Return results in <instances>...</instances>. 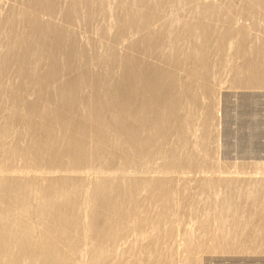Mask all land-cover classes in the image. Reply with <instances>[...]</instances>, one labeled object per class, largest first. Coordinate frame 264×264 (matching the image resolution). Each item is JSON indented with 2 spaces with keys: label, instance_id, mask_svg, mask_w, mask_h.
Returning <instances> with one entry per match:
<instances>
[{
  "label": "rangeland",
  "instance_id": "1",
  "mask_svg": "<svg viewBox=\"0 0 264 264\" xmlns=\"http://www.w3.org/2000/svg\"><path fill=\"white\" fill-rule=\"evenodd\" d=\"M241 1L234 0L235 7ZM193 6L197 4L150 13L158 20L184 23ZM227 14L233 23L244 24L236 12ZM140 33L113 43L118 54L140 56L129 47ZM90 38L102 40L94 33ZM143 59L152 66L166 64ZM13 61L5 63L7 77L0 86L11 96L5 99L0 93V264H264V251H221L226 240L211 237L222 233H205L223 222L213 203L219 194L213 184L264 181L263 87H233L229 77L213 79L206 98L196 92L209 105L206 110L199 107L197 114L157 128L160 110L143 103L141 108L136 91H118L120 102L131 107L130 117H117L98 101L116 85L117 68L102 87L91 82L93 86L78 87L72 74L46 87L47 80L42 85L12 74ZM41 89H47L46 98L36 97ZM60 91L67 92L68 100H54ZM242 93L257 96L247 104L253 111L238 132L236 111L247 114L239 108L244 100L236 97ZM183 102L182 118L189 110ZM241 133L248 135L242 142ZM260 220L257 216L248 225L255 227Z\"/></svg>",
  "mask_w": 264,
  "mask_h": 264
},
{
  "label": "bare ground",
  "instance_id": "2",
  "mask_svg": "<svg viewBox=\"0 0 264 264\" xmlns=\"http://www.w3.org/2000/svg\"><path fill=\"white\" fill-rule=\"evenodd\" d=\"M194 2L197 6L187 10L189 19L184 23L176 18L158 20L154 17L158 11L171 12L176 6ZM239 4L235 7L234 0H0V86L5 85L4 77L7 76H3L2 70L10 58L14 59L12 74L31 77L40 84L47 80L46 87L54 79L70 74L78 87L90 82L102 87L117 68L116 85L98 101L113 108L117 117L129 115L131 107L120 102L122 91H118H136L137 99L141 98V108L144 104L160 110L155 127L169 128L172 121L185 120L191 112L197 114L199 107L207 109L209 105L197 97L196 92L206 98L207 84L213 79L221 82L229 77L227 80L233 87L264 88V37L261 36L264 33V0H243ZM253 5L257 8L249 7ZM152 11L155 15L150 13ZM233 11L244 24L230 20L227 13ZM42 16L50 19L42 20ZM155 22H158L157 27H150ZM138 32L140 35L129 47L140 56L118 54L113 43L124 35ZM90 33L102 40L91 39ZM144 57L166 64L152 66L143 61ZM232 58L236 63H232ZM182 74L187 76L188 82ZM43 90L37 98L47 97V89ZM66 94L60 91L54 100H68ZM3 97L9 99L11 96L5 93ZM182 100L189 109L183 118L180 115ZM33 103L36 102L33 100ZM239 108L244 113L253 111L245 100ZM15 114L19 117L21 112ZM199 119L206 122L202 116ZM241 121L244 131L247 122ZM241 134H244L239 135L242 142L248 135ZM236 181V185L229 184L232 181L213 184L219 188L218 200L214 199L213 203L217 202L218 216L223 222L213 223L212 229L205 233H222V236L211 237L226 240L221 251H264V181ZM257 216L262 220L257 221L255 227L249 226L250 220ZM247 241L251 243L246 244Z\"/></svg>",
  "mask_w": 264,
  "mask_h": 264
},
{
  "label": "water",
  "instance_id": "3",
  "mask_svg": "<svg viewBox=\"0 0 264 264\" xmlns=\"http://www.w3.org/2000/svg\"><path fill=\"white\" fill-rule=\"evenodd\" d=\"M257 96L255 93H242V94H236V97L239 98L238 102H241L242 100H245L247 102V104H251V99H253V97ZM236 115H238L237 111H236ZM246 116V115H245ZM250 116V115H249ZM247 116V118L249 117ZM237 129V128H236ZM239 130V129H237ZM217 263H221L219 260H217ZM229 264H233L232 260H229Z\"/></svg>",
  "mask_w": 264,
  "mask_h": 264
},
{
  "label": "crops",
  "instance_id": "4",
  "mask_svg": "<svg viewBox=\"0 0 264 264\" xmlns=\"http://www.w3.org/2000/svg\"><path fill=\"white\" fill-rule=\"evenodd\" d=\"M231 106V109L233 108L232 107V105H230ZM253 107H255V111H256V109H257V107L256 106H253ZM234 110L236 111V109L234 108ZM237 113H238V111H237ZM248 113L249 112H247V114H243L242 116H239V115H237V118L234 120V124H236V127H237V129L239 128V130H240V128L242 127L241 126V123H239V121H241V120H246L245 122H247V124H248V120H247V118H246V116L245 115H248ZM230 122H231V120H230ZM230 122H229V124H230ZM242 122V121H241ZM228 123H227V125L226 126H228L229 125ZM236 129V130H237ZM238 131V130H237ZM236 131V132H237ZM239 132V131H238ZM237 141H239V140H237ZM241 142V141H240Z\"/></svg>",
  "mask_w": 264,
  "mask_h": 264
}]
</instances>
